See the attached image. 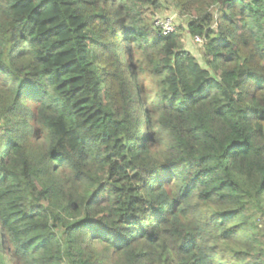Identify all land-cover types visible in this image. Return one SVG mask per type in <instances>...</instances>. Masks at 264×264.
<instances>
[{"label": "trees", "instance_id": "trees-1", "mask_svg": "<svg viewBox=\"0 0 264 264\" xmlns=\"http://www.w3.org/2000/svg\"><path fill=\"white\" fill-rule=\"evenodd\" d=\"M0 264H264V0H0Z\"/></svg>", "mask_w": 264, "mask_h": 264}, {"label": "rangeland", "instance_id": "rangeland-1", "mask_svg": "<svg viewBox=\"0 0 264 264\" xmlns=\"http://www.w3.org/2000/svg\"><path fill=\"white\" fill-rule=\"evenodd\" d=\"M213 13H215V15H218V9L215 8L212 10ZM174 19V24H176L175 28H177V30L182 27L185 28L186 31L183 33V39H184V46L190 50H193L194 53H196L198 56V59H201V54L203 52V48L200 47L196 42H195V38H193L189 31H188V22H189V18H184V17H180L179 13L176 12L173 8V6L171 4H167L165 3L164 8L157 13L153 19L154 21L156 19H159L161 21H165L166 19ZM203 63V61H202Z\"/></svg>", "mask_w": 264, "mask_h": 264}, {"label": "built area", "instance_id": "built-area-1", "mask_svg": "<svg viewBox=\"0 0 264 264\" xmlns=\"http://www.w3.org/2000/svg\"><path fill=\"white\" fill-rule=\"evenodd\" d=\"M157 26L162 28L161 30L163 31V35H169L175 32L176 28L173 24L172 19H167L164 22H157ZM197 41H201L199 38L196 39Z\"/></svg>", "mask_w": 264, "mask_h": 264}]
</instances>
